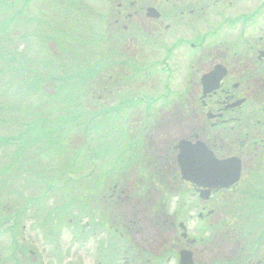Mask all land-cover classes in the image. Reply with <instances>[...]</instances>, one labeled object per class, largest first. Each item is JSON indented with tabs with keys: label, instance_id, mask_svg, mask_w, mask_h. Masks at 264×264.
<instances>
[{
	"label": "rangeland",
	"instance_id": "obj_1",
	"mask_svg": "<svg viewBox=\"0 0 264 264\" xmlns=\"http://www.w3.org/2000/svg\"><path fill=\"white\" fill-rule=\"evenodd\" d=\"M59 1L62 8L58 11V7L60 6ZM83 1H86L88 5L98 9H96L98 15L95 14L94 18L90 17L89 19H94L95 23H98L95 25V29L100 32L97 34L102 37V40L106 41V37L108 38L110 44H106L107 42H105V46L116 48L117 45H115L114 40L118 34L122 33L117 29L109 27L108 23L113 21L112 18L110 19L111 15L115 17L116 13H119V1L115 0V3L111 6L109 0H38L36 4L34 2L30 4L31 10L27 12L29 14L27 15L29 16V25H27V28L33 31L36 37L33 35L31 41H29L28 44H30V46L28 45V47H26V53L30 56H37L39 58V63L45 61L46 58H48L46 60L52 59L55 61L57 56L53 55L51 57L52 51L56 54L60 52L56 40L58 39L57 41H60L65 39L66 36L64 33L68 29L71 31L72 28L74 29L73 33L70 31V34L73 36V34L75 35L89 26L87 24L89 20L84 19L86 13L85 3ZM124 1L126 0H123V2ZM131 9L128 7L123 9L124 12L122 15H126V10L131 12ZM100 16H103V19H101ZM31 19L34 21L33 23H31ZM135 19L136 18H133L132 20L136 25L144 24ZM53 25L57 26L56 28L58 31H54ZM70 25H72V28L67 29V26L70 27ZM144 25H147L148 29L151 31L154 29V25L147 20ZM45 33H49L51 39L54 38V40H46V44H43ZM127 34L126 32L125 36ZM92 35L91 37H93ZM96 37L98 36L96 35ZM171 37L173 36L164 35V43L170 45L168 41H170L169 39ZM55 46L56 49H52ZM122 46L123 45L120 44V47ZM42 47H45V50L42 51ZM189 51L190 50H188V53L190 55L194 54ZM104 58L105 56H103L102 48L99 54L92 56L93 61L104 60ZM196 58L197 56H195V58L183 56V58L176 61V64L173 66L169 64L171 68L169 73H166L167 70H165V72L164 69L158 68L156 73L152 74L151 77L144 82L142 80L128 81L127 77L123 80L120 67H112L114 70L108 71L106 68L109 61L112 60L111 57H108L109 61H107L106 65L105 62H102V66L105 67L101 68V73L98 77L99 80L103 81L104 84L108 86L107 92L101 93V95H103V102H101V105H98L93 99L88 109L83 102L80 107L83 114L79 120L81 126L67 127L66 123H58V126H56L57 128L59 127V129H61L63 126H66L67 130H72V135L70 134L71 141L68 140L67 142L68 137L60 138V141L63 140V143L61 141L62 148L59 153L53 146L56 145L57 147L58 145L60 147L61 144L60 142L56 143V140L52 139L49 144L53 143V145L52 147L49 146V149L44 144L47 148L44 152L49 153L47 156L42 157L40 147H31L32 149L28 150V155H26L28 157H23L22 160H18V162L13 164L11 160L15 139H13L11 144L0 148V168L5 164L9 166L13 164L11 174L9 175L10 178L8 182L6 181V187L0 192V230H2L6 224L14 225L16 223L14 218L18 215H24L20 219L18 225L21 223L22 227H27V230L25 232L23 231V235L20 231L19 239L23 243V248L28 247L27 253L22 252L23 248L15 251L14 237L11 236L13 235L12 231L8 236L0 238V256L2 257L3 264L18 259L19 262L22 260L25 261L26 264H124L126 259L129 262V259L133 258L132 256L136 253H134L133 250L132 253L131 250L128 249L129 243L127 242L130 241V239H120L118 236L119 230L117 234L110 233L108 235L109 228L112 230L117 229L115 227L111 228V221L109 222L107 217V214L111 216L109 214L110 209L115 207L113 204L114 201L110 199V195L114 190H111L110 187H114L115 184H118L119 189L126 191L127 188H130L127 190L130 195L123 196L126 200L120 205L122 211L120 213L121 215L118 216L119 220L124 215H128L129 217L152 209L154 213L151 215L152 218L155 213L158 214L156 217L160 216L158 220L160 224L157 221L156 225L161 226V220L164 222L165 214L167 215V213L165 212L164 214L163 211L160 210V204L157 202L155 207L154 205L150 208L148 206V203L153 200L158 201L156 195L151 194V198L148 199V201L145 199L146 197L140 199L139 193L141 191L139 187L137 188V184L133 185L136 180L135 177L138 178L141 174L145 175V171L143 170L137 172L140 156H143L142 151L139 149L137 137L148 122L149 117H147V115H153L155 111H159L161 108L163 109L166 102L169 101L170 111L168 112V116L169 121L171 118L172 121L171 125L169 124L168 127L170 126L172 130L171 132L163 133L162 138L166 136L173 137L175 140L171 142L172 144L180 139L182 135V123L183 126L186 127V122L184 119L182 120V118L174 117V115L177 113V110L182 109V101L187 92L197 89L196 86L194 87L195 84L190 83V81H193V78H198L197 76L199 74L197 72ZM191 59H193V61ZM182 60L184 61L182 62ZM115 68L118 70H115ZM36 69H40L39 66H36ZM126 72L127 71H124L123 73L125 74ZM111 74L115 76L114 81H111L108 77V75ZM83 77L84 74H80L79 72L78 78L75 80L79 82L81 80L85 81V85L89 84L91 78L88 77L87 80L85 78L83 79ZM69 83L71 84L73 82ZM56 85L58 84L56 83ZM92 85H95L94 80ZM95 89L94 87L93 90ZM111 91L115 92L110 93ZM80 94L82 95V92H80ZM23 95H25L23 91L19 90V92H17L13 89L8 98L13 100L15 104H20L14 106L24 110L30 103L23 98ZM2 96H4L3 92L1 94V97ZM59 96L60 94L57 96L58 99H60ZM96 97L98 98L100 96L96 95ZM44 98L45 96L43 94H37L36 97L30 99V101L37 105L38 102L41 104ZM150 98H155L156 103L153 102L149 109L146 102L151 101ZM138 101L139 103L137 106H131L127 111L116 112L114 110L113 112V108L124 105L123 102L134 105ZM108 108H112V111L106 110ZM100 109L103 112L106 110V113H110L107 117L110 119H105L96 131H92V129L89 130L88 127L91 126L89 122L91 114L95 111L99 112ZM29 110L31 111L32 109ZM166 110H169L168 106ZM9 113L10 116L20 117L21 115L24 117V114L18 111H9ZM26 113H28V111H26L25 114ZM59 113L60 114H47L48 120L51 121L48 126H55L52 121H55L56 115H59V117L65 115V111ZM28 116H30L29 113ZM155 119L156 118L153 116L152 120L154 121ZM26 120L24 124H29L27 123L29 119ZM71 121L67 122V124ZM84 124H86L85 127ZM193 124L195 127L196 123L194 119L191 118L189 126L193 127ZM56 127H51V129L54 131ZM19 128L21 127H17L15 123H12V127L9 125L0 126V136H14L16 130ZM160 144L162 143L158 142L157 146H160ZM51 148L53 149L52 153L48 151L51 150ZM152 148H156V146L151 147L150 150ZM3 155L7 156V159H4V157H2ZM20 162L22 163L21 167L23 170V175L21 174L22 177L19 170H17L20 166ZM36 165L41 166V168H36ZM62 169L64 171H62ZM24 171H26L29 176L26 180L23 179L24 175H26ZM156 184H158V180H156ZM157 187L159 188V186ZM36 197H39V200L37 203L34 201L32 204V198L35 199ZM162 197H165V195H162L161 198ZM24 202H27L29 206L31 205V208L28 207V209H25L26 212L22 213L23 207L26 206ZM66 203H68V211L65 215V219H63L62 217H64V215L60 212L59 208H63ZM169 204L170 203L167 205L169 212H175L177 209L180 210V207H177L176 204L172 206ZM191 210H193V208H189L188 218L190 216L192 218H189L188 221L180 214L176 216V221H184L188 225L192 236H195L197 234L196 231L200 230L201 226L198 222L199 210L196 212V215H192L190 212ZM158 211H160V213ZM149 214L150 212L145 216L139 215L131 218H135L133 226L136 230L135 228L132 229L133 233L135 232L136 238L143 242L142 246H144V248L153 250V252H156L159 256L163 254L162 264H178L175 260L171 263L168 262L171 249L166 248V246V249L163 248L161 243L163 242V236L159 235L156 226L150 224ZM71 220H73V223ZM112 221L114 223L115 219H112ZM129 221L131 222L130 218ZM107 223L108 225L110 224V226H108ZM102 230H105L103 234H101L103 232ZM74 231L77 232L75 233V237H73L72 234ZM132 231H130L129 237L132 236ZM90 234H94V236L92 237ZM47 235L53 239L50 244L47 241ZM76 239H78V241ZM30 250L34 251V253H30ZM35 253H37L38 256H36ZM112 253L113 255L116 254L117 259L121 258V261H117L115 256V258H113ZM34 256H36V259H34Z\"/></svg>",
	"mask_w": 264,
	"mask_h": 264
},
{
	"label": "flooded vegetation",
	"instance_id": "obj_2",
	"mask_svg": "<svg viewBox=\"0 0 264 264\" xmlns=\"http://www.w3.org/2000/svg\"><path fill=\"white\" fill-rule=\"evenodd\" d=\"M191 1L165 0L168 21L175 23L178 12L183 17L198 13L196 22L180 21L185 28L194 25L198 30L199 74L190 81L197 89L187 92L182 109L174 117L186 122V127L183 123L181 127L182 139L202 142L217 159L238 158L242 165L238 184L229 189L212 190L208 200L197 204L203 223L193 251L200 264H264V0H194L197 9L190 8ZM208 7L214 9V32L205 30ZM152 24L157 30V23ZM227 27L230 31H221ZM166 28L171 29V25ZM212 71L214 75L209 82L214 89L205 93L204 78ZM191 118L195 127L189 126ZM171 121L172 118L161 121L149 135L151 147L156 148L147 149L148 166L162 176L170 172L163 169L177 166V144L171 143L175 139L162 138L163 133L171 132L168 127ZM158 142L162 144L157 146ZM159 175L147 176L152 184L147 188L153 189L148 194L165 195L155 187L156 179H161L157 178ZM138 180L144 178L138 177L133 185ZM173 184L177 186L172 185L171 190L177 192L180 186L185 196L188 188H192L185 182ZM120 193L127 194V189H121ZM196 193L199 194L195 190L193 197ZM236 208L245 209L248 217L241 219V223H228V215L236 212ZM168 228L172 231L168 242L171 245L178 229L175 224ZM143 250L147 251L144 246ZM130 262L157 263V255H136Z\"/></svg>",
	"mask_w": 264,
	"mask_h": 264
},
{
	"label": "trees",
	"instance_id": "obj_3",
	"mask_svg": "<svg viewBox=\"0 0 264 264\" xmlns=\"http://www.w3.org/2000/svg\"><path fill=\"white\" fill-rule=\"evenodd\" d=\"M27 1L28 0H0V126L9 125L12 127V123H15L17 127H21L16 130L14 136H0V144L2 143L0 148L11 144L13 139H15L11 160L13 164L18 162V160H22L23 157H28L26 155H28V150L32 149L31 147L39 148V146L43 144L42 142L48 144L56 135L60 138L68 137L69 139L70 131L66 129V126H63L61 129L56 126H58V123H66L67 127L81 124V122H79V116L82 115L80 107L83 104L82 97L85 95L86 91L84 90L86 88L85 81L81 80L79 82L75 80L78 78L80 67L76 66V64H74V66L71 65V67L69 65V63L73 62L71 58L77 56L84 58V52L74 53L71 51V47L65 49V46L67 47L68 44L70 45L69 37H65L58 46L65 49L66 55L61 54L59 56L54 52L51 53V57L53 55L57 56L55 61L52 59L46 60L48 59L46 58L43 64H39L37 56H30L26 53V47H28V45L30 46V44H28L29 41H31L33 35L36 37L34 32L27 28V25H29V16L25 13L27 10V6H25ZM33 22L34 21L31 19V23ZM64 34L67 35L68 32L66 31ZM44 35L43 44H46L45 41L50 40L51 36L49 33ZM74 41L75 42L71 46H75L76 49L86 48V44L83 42L82 38ZM44 48L45 47H42V50ZM65 57H67V59H65ZM36 66H43L42 76L43 78L46 76L44 81L40 78L39 73L41 71L39 73L36 72ZM81 73L84 74L83 79L87 78V71L86 77L84 70H82L80 74ZM56 81L62 84H54ZM69 82L73 83L70 84ZM13 89L17 92H19V90L23 91L25 94L23 98L30 103L24 110L14 106L20 104H15L13 100L8 98ZM2 92L4 96L1 97ZM80 92H82V95ZM37 94H43L45 98L41 101V104L38 102L36 105V103L30 101V99L35 98ZM59 94L60 99L57 98ZM29 109L32 110L30 111ZM9 111L21 112L24 114V117L21 115L20 117L10 116ZM26 111H28L30 116H28V113L25 114ZM61 111H65V115L55 118V121H52L55 126L51 127H56L53 131L51 127L48 126L51 121L48 120L47 114H60L59 112ZM26 119L30 120V122L29 120L27 122L29 124H24L27 121ZM69 121L71 122L67 124ZM61 141L63 143V140ZM10 154L9 148V155ZM2 157L7 159V156L3 155ZM13 164L10 166L5 164L0 168V192L6 187ZM21 166L22 163L20 162V166L17 170H19L20 175H23ZM36 168H41V166L37 165ZM24 172L26 175H24L23 179L26 180L29 176L26 171Z\"/></svg>",
	"mask_w": 264,
	"mask_h": 264
},
{
	"label": "water",
	"instance_id": "obj_4",
	"mask_svg": "<svg viewBox=\"0 0 264 264\" xmlns=\"http://www.w3.org/2000/svg\"><path fill=\"white\" fill-rule=\"evenodd\" d=\"M153 14V13H152ZM181 155L180 163L184 173V177L205 186H229L232 182H235L240 177V164L237 162L233 164V172L229 175L224 174V170H229L230 165L222 163L213 159V155L204 146L197 145L195 147L188 146L187 143L182 142L180 145ZM210 162V163H208ZM212 162V163H211ZM207 165L211 166L210 168ZM212 169V174H206V171ZM214 170V173H213ZM219 173V174H218ZM218 174V175H217ZM200 178L203 179L200 181ZM182 264H194L192 259V253L189 251H183Z\"/></svg>",
	"mask_w": 264,
	"mask_h": 264
}]
</instances>
